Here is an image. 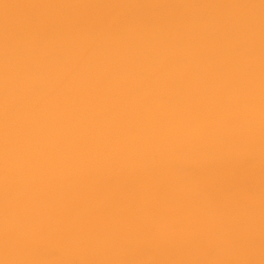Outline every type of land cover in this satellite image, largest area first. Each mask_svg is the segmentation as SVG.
Segmentation results:
<instances>
[{
    "label": "bare ground",
    "instance_id": "obj_1",
    "mask_svg": "<svg viewBox=\"0 0 264 264\" xmlns=\"http://www.w3.org/2000/svg\"><path fill=\"white\" fill-rule=\"evenodd\" d=\"M0 264H264V0H0Z\"/></svg>",
    "mask_w": 264,
    "mask_h": 264
}]
</instances>
